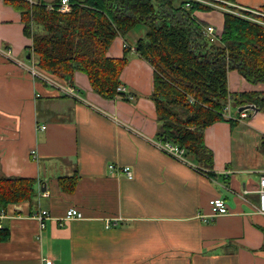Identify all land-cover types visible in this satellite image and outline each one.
I'll return each instance as SVG.
<instances>
[{"label":"crops","instance_id":"0c3cea01","mask_svg":"<svg viewBox=\"0 0 264 264\" xmlns=\"http://www.w3.org/2000/svg\"><path fill=\"white\" fill-rule=\"evenodd\" d=\"M231 1L264 11V0ZM193 14L203 28L223 30V12ZM23 28L20 11L0 0V175L37 179L33 201L0 207V224L10 229L0 241V264H44L46 258L53 264H264V214L257 210L264 111L229 101L233 120L223 115L205 130L214 165L204 168L156 143L153 67L135 47L142 35L134 43L128 39L133 29L118 35L108 50L118 57L130 46L121 73L129 99L102 97L79 70L71 84L77 98L18 62L35 61ZM228 85L231 92H264V82L252 83L236 69L228 72ZM242 108L248 116L240 117ZM110 164L130 166L133 176ZM75 173L76 189L67 193L58 177ZM216 197L229 212L211 217ZM39 204L51 214L43 227L35 217ZM70 207L83 217L60 221Z\"/></svg>","mask_w":264,"mask_h":264},{"label":"trees","instance_id":"16d2710c","mask_svg":"<svg viewBox=\"0 0 264 264\" xmlns=\"http://www.w3.org/2000/svg\"><path fill=\"white\" fill-rule=\"evenodd\" d=\"M68 1L71 9L61 11V0H5L21 13L36 64L70 84L75 71H82L102 97L129 99L118 87L130 47L118 57L108 55V50L118 35L126 36L143 23L147 31L135 47L153 67L150 97L157 114V139L185 148V155L200 166L214 165L205 130L225 119L229 101L264 111L263 91L231 92L228 85L232 69L252 83L264 82V25L224 12L223 30L213 42L193 14L211 8L198 2L186 7L184 0ZM78 180L77 173L58 177L67 193L75 191ZM36 183L34 177L0 175V207L33 201ZM9 237L10 229L0 226V241Z\"/></svg>","mask_w":264,"mask_h":264},{"label":"built area","instance_id":"2783aa9c","mask_svg":"<svg viewBox=\"0 0 264 264\" xmlns=\"http://www.w3.org/2000/svg\"><path fill=\"white\" fill-rule=\"evenodd\" d=\"M186 7H191L195 2H198L200 4H204L207 6H213L218 7L219 9L225 11V12H231L236 15H239L245 19L251 20L253 22H257L259 24L264 25V11L257 8H251L246 7L240 4H237L236 2H233L231 0H184ZM224 2V3H222ZM59 9L61 11H69L71 9V5L68 0H61ZM204 34L205 36L210 39L211 41L215 42L219 38V34L216 30V28L213 25H208L204 28ZM125 46L130 47L127 43L124 44ZM6 54L10 56V50L7 49ZM18 62L25 66V68L31 73V75L34 78H39L42 81L46 82L47 84L53 86L54 88L58 89L60 92L72 95L74 97L80 98L79 91L71 84H67L62 80H59L49 72L41 69L35 61L31 60H18ZM118 90L125 91L126 88L122 85L118 87ZM240 117H246L248 116V113L246 110H241ZM223 115L230 119L232 118L231 113V105L228 103L224 110ZM39 128H46L45 124L39 125ZM157 145L162 148L165 152L180 158V159H186L185 155V148L181 147L180 145L171 142V141H163L160 139H157ZM109 167L111 169H117L118 172H122L126 174L128 177L133 176L132 168L128 165L126 166H115L114 164H110ZM257 192L259 195V204L257 207L258 212L264 214V171L260 174V179L257 187ZM41 195H47L48 193L46 191H40ZM211 205V217H214L218 214L228 213L229 208L226 204L225 200L222 197H216L210 200ZM210 216H204V220H208ZM35 217L40 221V225L43 227L45 225V219L50 218L51 214L47 209H44L39 204V211L35 214ZM83 212L75 207H70L66 210V213L64 216L60 217V221L74 219V218H82ZM1 226V224H0ZM44 264H53V261L49 258L45 259Z\"/></svg>","mask_w":264,"mask_h":264},{"label":"rangeland","instance_id":"374dc122","mask_svg":"<svg viewBox=\"0 0 264 264\" xmlns=\"http://www.w3.org/2000/svg\"><path fill=\"white\" fill-rule=\"evenodd\" d=\"M222 3H224V2H222ZM210 10L212 11V10H217V11H219V12H225V11H223V10H221V9H219L218 7H211L210 6ZM214 19L215 20H217L218 19V15H216L215 17H214ZM218 24V23H217ZM216 24V25H217ZM215 25V24H214ZM215 25V26H216ZM217 27H218V25H217ZM145 29V30H144ZM146 31H147V26L146 25H144L143 23H139V24H137V26L136 27H134V29L128 34V39H129V42L130 43H134L135 41H134V39L136 38V37H138V36H140V35H144L145 33H146ZM217 32H218V34H219V37H220V34H221V30L219 29V31L217 30ZM235 108L236 107H234V110H235ZM237 109V108H236ZM250 110V112H253V109H249ZM261 148H262V146H261ZM262 150H263V148H262Z\"/></svg>","mask_w":264,"mask_h":264},{"label":"water","instance_id":"95a60500","mask_svg":"<svg viewBox=\"0 0 264 264\" xmlns=\"http://www.w3.org/2000/svg\"><path fill=\"white\" fill-rule=\"evenodd\" d=\"M28 57L30 58V54H28ZM244 107H252V105H248V106H244ZM244 107H243V108H244ZM243 108H242V109H243Z\"/></svg>","mask_w":264,"mask_h":264}]
</instances>
